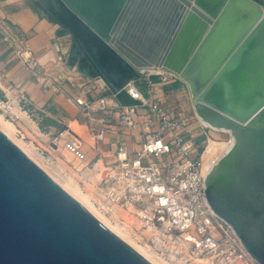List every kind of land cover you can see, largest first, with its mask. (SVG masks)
<instances>
[{"label":"water","instance_id":"obj_1","mask_svg":"<svg viewBox=\"0 0 264 264\" xmlns=\"http://www.w3.org/2000/svg\"><path fill=\"white\" fill-rule=\"evenodd\" d=\"M64 1L87 26L110 42L111 28L125 0ZM261 15L248 0H229L211 26L190 14L162 66L188 82L195 108L208 124L225 128L234 136L230 150L206 177L207 199L213 211L232 226L247 251L264 264V82L248 89L246 95L253 100L237 112L204 97L217 76L225 75L233 57L239 56ZM74 46L68 52L71 67L81 53L80 46ZM107 76L114 87H120L112 80L115 77ZM117 97L126 106L139 104L125 90ZM0 264L152 263L0 131Z\"/></svg>","mask_w":264,"mask_h":264},{"label":"built area","instance_id":"obj_2","mask_svg":"<svg viewBox=\"0 0 264 264\" xmlns=\"http://www.w3.org/2000/svg\"><path fill=\"white\" fill-rule=\"evenodd\" d=\"M0 34L4 43L17 56L23 67L42 85L58 83L39 63L29 38L5 16H0ZM59 62H68L69 53L55 46ZM148 84L152 86L151 80ZM17 89L11 85L9 90ZM135 105H120V125L138 132L144 142L137 152H130L120 140L115 147V162L107 165L109 174L97 182L96 194L101 195L105 213L121 222L116 207H134L145 227H152L149 236L141 232L150 248L170 264H259L247 251L230 224L211 208L206 194L204 154L195 148L193 128L180 112L170 117L158 100L146 99L139 88H124ZM149 95L153 93L151 89ZM69 95L68 100L88 112H106L107 94L86 97ZM118 95V93H117ZM29 102L24 96L9 97L0 88V110L13 121L19 120L18 106ZM106 129L94 130V150L97 158L87 161L83 141L75 131L65 130L60 137L64 146L84 165L78 169L80 182L85 185L88 171L96 169L101 152L100 144ZM152 158L154 160H152ZM162 159V162L157 161Z\"/></svg>","mask_w":264,"mask_h":264},{"label":"bare ground","instance_id":"obj_3","mask_svg":"<svg viewBox=\"0 0 264 264\" xmlns=\"http://www.w3.org/2000/svg\"><path fill=\"white\" fill-rule=\"evenodd\" d=\"M228 1L125 0L111 28L110 42L101 38L84 23H80L85 29L82 37L87 42V46L95 53L96 59L111 74H119L123 71L132 72L133 70H149L152 73L167 72L162 66L163 59L186 18L190 14H196L208 26H211L220 17ZM248 2L253 8H258L262 15L242 44L239 56L237 54L233 57L227 65L228 70L225 75L217 76L204 94L206 101L216 103L232 112H237L239 108L248 105L253 100V96L247 97L246 95L250 87L257 88V86H260L259 84L264 82V7L262 6L264 4L258 0H248ZM234 60L238 62L236 63ZM87 66L89 67V64H86ZM129 88L135 90L136 87L130 84ZM192 98L195 101L194 96ZM71 127L87 141H92L85 125L75 121L71 124ZM18 129L15 121L0 113V131L22 148L28 156L102 224L150 263L170 264L154 252L149 244L143 243L141 236L135 233L137 228L140 232L149 236L153 228L145 227L144 223L138 219L137 210L134 207H130L128 210L116 207V212L123 219L119 222L113 221L105 213L104 208L97 206L96 202L102 205L101 195H97L95 192L97 182L109 174L110 168H104L101 165L98 167L97 172H89L88 178L91 181L84 187L71 175L65 173L63 169L54 166L47 159L41 158L31 142L19 137ZM231 142L233 141L222 145L226 147ZM57 143H60V141ZM210 168L209 166L207 170H210Z\"/></svg>","mask_w":264,"mask_h":264},{"label":"crops","instance_id":"obj_4","mask_svg":"<svg viewBox=\"0 0 264 264\" xmlns=\"http://www.w3.org/2000/svg\"><path fill=\"white\" fill-rule=\"evenodd\" d=\"M0 16H5L9 22L26 33L29 45L39 63L44 68L48 67L52 72L50 75L58 81L54 85L40 84L31 73L26 71L17 56L4 43L0 34V88L9 97L24 96L29 102L24 107L18 106L16 110L20 117L16 123L17 128L20 126L29 131L32 124L38 126L41 121L51 129L50 132L57 130L58 126H62L61 132L72 131L71 124L77 121L87 127V132L93 140L89 142L80 135L87 161L89 158H91L90 161L95 160L98 154L94 150L96 144L94 130L106 129L105 139L98 144L101 152L99 163L93 170L96 172L101 165L108 168L107 165L115 162L116 149L114 145L118 141L123 140L130 152L140 150L144 137L138 132L126 130L120 125L121 103L117 93L115 91L107 93L102 89L93 90V84H89L88 80L79 76L77 67H71L68 62L58 61L59 54L55 48L57 44L64 53L75 47L74 43L59 34L60 24L45 18L34 0H0ZM127 73L130 72L123 71L109 76L120 79ZM105 84L106 82L102 81V85ZM11 85H16L17 89L9 90ZM154 90L156 89L154 88ZM82 93H86V97L89 98L107 94L108 110L84 113L81 108L68 100L69 95L80 96ZM148 99L151 100L153 97Z\"/></svg>","mask_w":264,"mask_h":264},{"label":"rangeland","instance_id":"obj_5","mask_svg":"<svg viewBox=\"0 0 264 264\" xmlns=\"http://www.w3.org/2000/svg\"><path fill=\"white\" fill-rule=\"evenodd\" d=\"M260 1L264 4V0ZM34 2L45 18L60 24L59 34L61 37H66L69 42L71 41L80 46V57L73 67H77L79 76L88 80L89 84H93V90L102 89L109 93L113 88L116 93H119L124 88H129V85L132 84L140 89L146 99L153 97V99L158 100L165 107L170 117L175 116L179 112L183 114L188 119L189 127L193 128L197 152L204 154V173L207 175L227 154L234 143V136L226 129H218L208 124L198 114L194 105L195 101L192 98L190 85L186 80L168 71L152 73L149 70H133L125 74L120 80L112 79L120 84L119 88L114 87L111 83L112 81L107 76L111 75V73L107 72L103 65L96 59L95 53L87 47V42L82 37L85 29L80 23L82 24L84 22L73 10L69 9L68 4L64 0H34ZM262 6L264 7V5ZM86 64H89L90 68L88 66L86 67ZM78 65H80L79 69ZM44 70L49 74L52 73L48 67L44 68ZM148 79L151 80L152 86L148 84ZM102 81H105L106 84L102 85ZM151 89L153 93L149 95L148 92ZM156 95L158 97L155 98ZM0 113H3L8 119H11L3 111L0 110ZM17 121L19 120H15V123ZM18 128V130L22 131L18 132L19 137L31 142L41 158L47 159L54 166L56 165V167L63 169L65 173L71 175L82 186L85 187L88 182L90 183V178H88L85 185L80 182L77 171L84 163L80 162L69 152L64 146L65 140L59 138L62 126H58L57 130L50 132L51 129L47 128L40 121L38 126L32 124L29 131L20 126ZM58 141L60 143H57ZM230 141L233 142L229 146H223L224 143ZM88 160L90 161L91 158ZM152 160L154 159L152 158ZM157 161L162 162V159L160 158ZM207 165L208 168L209 166L211 167L210 170H207ZM88 172L92 171L90 170ZM135 231L137 235L141 236V232L137 228ZM141 241L150 245L146 238L144 241Z\"/></svg>","mask_w":264,"mask_h":264}]
</instances>
